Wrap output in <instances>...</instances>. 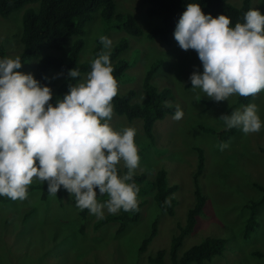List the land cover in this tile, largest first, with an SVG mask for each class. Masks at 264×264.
<instances>
[{
    "label": "rangeland",
    "instance_id": "374dc122",
    "mask_svg": "<svg viewBox=\"0 0 264 264\" xmlns=\"http://www.w3.org/2000/svg\"><path fill=\"white\" fill-rule=\"evenodd\" d=\"M242 1L229 0L233 6L238 8ZM115 3L118 10L132 13L145 32L160 22L158 18L145 16L143 0H115ZM257 3L258 0H251V7L264 13V0ZM22 12L23 8L14 11L7 18L0 16V45L3 46L8 57H12L20 51V46L16 51L18 34L16 32L14 36L12 32L20 25ZM100 27L101 22L98 18L86 24L85 45L81 51V59L90 56L91 50L95 46V39L101 33ZM121 35L123 32L110 30L107 37L115 43ZM122 37H126L129 43L124 56L131 58L130 61L133 64L127 71L130 82L123 83L120 90H134L133 101L143 102L146 99L145 89L141 88L143 70L145 75L151 63L157 58H162L163 68L158 70L154 76L157 88L170 85L168 88L175 95V102L180 107L186 102L187 119L184 122L174 121L173 115H168L155 126V144L163 150L159 153L155 152L153 156L160 161H164L167 156L172 161V165L166 168L168 182L169 184L176 183L178 187L177 191L173 193L178 201L174 208L175 214L169 216L161 212L151 198L153 192L148 191L143 196L146 198V202L141 210L139 220L129 224L122 234L116 235L114 225L110 227L112 223H108L100 229H94L93 222L97 218L94 214H90L91 219L84 229V234L69 241L71 246L86 245L85 254H79L73 259L70 247L65 243L63 250L58 248L48 252L47 256L50 260H38L39 253L46 251L44 247L50 244V238H52L51 235L55 229H60L56 233L58 239L63 241L67 237V232L73 228L74 219L78 217V208H75L68 199H65L64 206H58L52 199L53 196L49 194L47 202L43 203L38 199L39 190H33L32 193H28L25 200L0 202V224L3 218L8 215L9 209L18 208L19 211L28 203L36 206L33 217L26 220L22 226L6 229V231L5 229L0 230V239L7 240L11 248L9 250L0 243V264H136V262L147 264L149 253L153 254L156 250L168 248L172 235L178 231V222L181 224L185 222L187 206L194 202L191 190L193 188V173L196 168V156L194 148L191 146L198 144L204 152V169L199 174L198 180L201 187L206 184V193L209 199L204 212L198 216L193 231L185 236L178 254L180 255L184 250L199 243L206 236H216L225 238L226 248L223 254L215 257L210 264H264V258L257 259L253 256L254 252L264 254V204L257 212L259 226L248 238L243 237L244 221L248 216V209L244 207L245 202L248 198L259 197V191L254 187L253 182L264 185V152L260 150V147H264V126L257 133L244 134L239 129L236 130L229 139L221 142L227 144V147L221 149L219 147L221 143L218 142L215 135L203 128L223 125L219 116L228 106L235 103L238 95L234 94L228 100L218 101L205 111L201 99L210 98L203 96L198 89H191L188 79L193 70L202 71L194 50L180 49L174 37H172V44L169 47L158 40L151 41L145 35L126 34ZM154 55L156 57L152 59L151 56ZM166 55L169 57V61L166 59ZM33 65L34 60L26 63L22 68V73L33 74ZM54 75V73H50V76ZM58 76L59 78L61 76L59 72L55 75L56 79ZM188 83L185 90L182 85ZM250 103L257 105L258 115L264 124V91L253 96L248 104ZM117 116L113 114L109 121L114 130L117 127H133L138 133V138L142 140L139 130L141 124L138 120L127 123L124 116ZM225 160L226 163H224ZM151 163L146 162L145 165L140 163L136 174L145 171L150 178L153 173L150 172L147 165ZM120 164L123 165V162L121 161ZM33 181L38 180L33 178ZM141 194L138 191L137 198ZM105 213H107L106 210ZM155 219L157 220V233L145 251L139 253L138 246L150 231ZM88 250L91 253L86 252ZM4 251L8 253V257L4 256ZM81 255L82 258H80ZM167 260L169 261L168 258ZM226 260L228 261L226 262Z\"/></svg>",
    "mask_w": 264,
    "mask_h": 264
},
{
    "label": "clouds",
    "instance_id": "9594fccd",
    "mask_svg": "<svg viewBox=\"0 0 264 264\" xmlns=\"http://www.w3.org/2000/svg\"><path fill=\"white\" fill-rule=\"evenodd\" d=\"M173 37L180 49L194 50L200 61L202 71L193 70L188 77L191 89L213 101L264 91V14L259 9L249 8L242 22L230 26L226 15L213 17L198 3H187ZM99 40L105 51L90 60V70L76 83H68L67 92L54 104L49 102L48 85L17 71L19 56L0 58V196L25 200L27 186L36 178L46 182L50 196L63 188L74 196L78 209H87L97 219L104 218L105 210H137L138 188L132 182L140 160L136 129L114 130L109 124L117 81L108 51L112 41L103 35ZM67 76L77 78L80 72L71 68ZM164 106L172 107L168 101ZM182 117L176 106L172 119ZM219 119L226 128L244 134L264 126L252 103ZM121 161L127 169L123 175L117 168ZM105 194L108 199L98 202L97 195Z\"/></svg>",
    "mask_w": 264,
    "mask_h": 264
},
{
    "label": "trees",
    "instance_id": "16d2710c",
    "mask_svg": "<svg viewBox=\"0 0 264 264\" xmlns=\"http://www.w3.org/2000/svg\"><path fill=\"white\" fill-rule=\"evenodd\" d=\"M192 2L198 3L203 13L211 14L213 17L217 14L226 15L230 18V26H234L238 21L242 22L244 13L251 8V0H243L239 8L233 6L229 0H143L145 16L147 15L149 18H158L160 20L158 24L145 32L132 13L117 9L115 0H0V16L2 18H7L14 11L23 8L20 25L14 28L12 32L13 34L16 32L18 34L16 41L18 47L16 51L19 50L20 46L19 53L11 57H20L22 64L21 68L17 69V71L22 72L23 66L29 61L34 60L32 75L41 84L50 87L52 98L49 102L53 104L57 97L62 98L67 92L68 83H76L90 70V60L95 58L99 52L105 51L103 45L100 43L99 37L101 35L107 37L110 30L123 32L119 40L115 43L112 42V47L108 50L110 52V63L113 68L112 75L117 81V95L112 99L113 114L116 117H118L117 115L124 116L127 123H131L133 120L140 122L141 128L139 130L142 134V140L138 138V133L134 137V142L137 144V151L140 157L139 164L142 163V165H145L146 162H152L147 165V168L153 175L149 178L145 171L136 174V169L132 182L135 183L138 191L142 193L137 198V210L128 212L120 210L115 214L105 213L103 219H96L93 222L94 229H100L102 226L112 223L110 227L114 225L116 235L122 234L129 224L139 220L141 210L146 202V198L143 196L148 191L153 192L151 198L161 212L169 216L175 214L174 208L178 204V201L173 196V193L177 191L178 187L176 183L169 184L166 171V168L172 165V161L167 156L164 161H160L154 158L153 155L155 152L159 153L163 150L155 144V126L166 116L173 115L176 106L179 105L175 102V95L168 88L170 85L158 89L154 81L156 72L163 68L162 58L155 59L146 70L145 75L143 70L141 88L144 87L146 93V99L143 102L133 101L135 98L134 90H120L123 83L128 84L130 82L127 71L133 64L130 61L131 58L124 56V52L128 48L129 43L127 38L122 36L126 34L131 36L145 35L147 39L151 41L158 40L169 47L172 44L173 31L177 19L184 11L185 5ZM95 18H98L101 22V33L95 39V46L92 48L90 56L81 59V51L85 45V26ZM3 57L8 56L3 46L0 45V58ZM151 57L153 59L156 55ZM165 57L169 61V57L167 55ZM71 68L78 69L80 76L70 79L67 76V72ZM57 72L61 74L60 78L58 76L59 82L55 77ZM50 73H54L55 75L50 76ZM163 73L166 74L164 71ZM189 83L182 85V87L186 90ZM252 98L253 96L251 95H238L235 103L228 106L222 114L230 115L237 108L248 105ZM165 101L170 102L172 107H165ZM201 102L206 111L218 101L202 98ZM185 103L181 107L179 106L183 111V117L180 119L182 122L187 119ZM120 128L122 127H117L115 130H119ZM203 130L215 135L218 142L221 143L229 139L238 128L228 129L223 124L219 127L207 126ZM191 147L194 148V154L196 156V168L193 173V188L191 190L194 202L187 206L185 222L182 224L178 222V231L172 235L168 248L156 250L153 254L149 253L147 256V264H210L215 257L221 256L226 248L225 238L206 236L199 243L184 250L180 255L178 254V250L185 236L193 231L198 216L204 212V208L209 199L206 193V184L201 187L198 180L199 174L204 169L203 149L200 148L199 144ZM260 150L264 152V147H260ZM224 163H226V160ZM117 168L118 173L121 175L127 172L124 165L120 163L117 165ZM253 185L259 191V197L248 198L245 202L244 207L248 209V216L244 221V238H248L259 226L257 212L264 204V185L257 182H253ZM187 187L188 184L186 189ZM33 190H39L37 193L38 199L43 203L47 202L48 192L46 182L33 181L27 186V192L32 193ZM96 198L98 202H103L108 199L106 194L97 195ZM52 199H54L58 206H64L65 199H68L77 208L75 206L74 196L69 195L63 188L58 189L56 196H53ZM10 200L6 196H0V202L7 203ZM34 210H36V206L34 207L30 203L21 207L19 211L18 208H14L13 210L9 209L8 215L3 218L0 224V230L5 229L6 231V229L22 226L26 220L33 217ZM77 212L78 217L74 219L73 228L67 232V237L63 239L65 242L58 239L56 235L60 229H55L51 235L50 244L44 247L46 251L39 253L38 260H50L47 256L48 252L57 250L58 248L63 250L65 243L70 247L73 259L75 256H79V254H85L86 245L71 246L69 243L70 239H75L79 235L82 236L84 234V229L91 219L87 209H78ZM156 229L157 220L155 219L152 222L150 231L138 246L139 253L144 252L147 245L150 244L157 233ZM0 243L11 250L7 240L0 239ZM86 252L91 253L89 250ZM4 256L8 257L9 255L4 251ZM253 256L257 257V259L264 258L262 252H254ZM80 258H82V255ZM136 264L138 263L136 262Z\"/></svg>",
    "mask_w": 264,
    "mask_h": 264
}]
</instances>
